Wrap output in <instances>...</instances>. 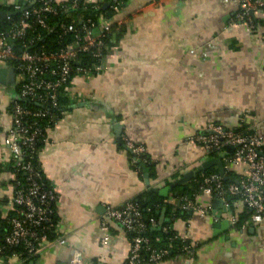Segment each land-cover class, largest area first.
Segmentation results:
<instances>
[{
    "label": "crops",
    "instance_id": "1",
    "mask_svg": "<svg viewBox=\"0 0 264 264\" xmlns=\"http://www.w3.org/2000/svg\"><path fill=\"white\" fill-rule=\"evenodd\" d=\"M12 2L0 0V6ZM87 2L105 10L113 0ZM238 12L239 0H128L115 18L124 22L126 33L108 56L109 69L71 80L75 102L47 133L39 153L43 175L58 195L57 237L67 245L51 241L35 261L11 255L0 264H68L74 250L89 264H127L132 238L119 225L111 223L110 239L101 243L109 209L149 194L150 188L164 189L207 161L203 146L190 139L206 133L211 123L238 131L248 113L264 141V13H255L251 26L234 20ZM4 44L0 37V48ZM5 81L0 84V214L8 219L16 209L6 137L22 76L16 71L15 83ZM117 125L123 144L144 147L146 164L154 165L148 179L120 149ZM232 173L242 180L245 167ZM174 190L167 198L157 195L181 199ZM189 198L210 202L201 193ZM214 210L224 211V204ZM169 219L162 209L156 231ZM221 223L196 211L175 220V230L201 248L194 257L160 264H264V222L241 231L215 227Z\"/></svg>",
    "mask_w": 264,
    "mask_h": 264
},
{
    "label": "built area",
    "instance_id": "2",
    "mask_svg": "<svg viewBox=\"0 0 264 264\" xmlns=\"http://www.w3.org/2000/svg\"><path fill=\"white\" fill-rule=\"evenodd\" d=\"M12 6L17 11H23L26 20L12 28L11 33L14 36H24L27 29L30 27L28 19L31 13L22 10L19 0H13ZM77 7L74 2L70 9ZM69 9V8H68ZM116 17L121 13L118 6L115 7ZM42 11V10H41ZM41 11L34 10L33 15H39ZM45 12H53V8L48 2L43 9ZM239 11L237 21L248 22L251 24L253 15L257 12L264 13V0H239ZM108 18L104 15H99L96 28L99 33L94 31L95 24L90 26V22L82 24V35L76 36V42L60 50L56 54L37 55L29 52H24L20 56L21 65L18 68L22 76V91L21 97L32 98L41 103L50 102L53 107H58V91L65 90L66 96L75 102L70 79L75 73L81 78L91 79L99 75H103L108 69V57L104 55L103 48L105 43L103 38L111 32V27L114 24L122 27L123 21L115 22V18ZM249 17V18H247ZM247 18V19H246ZM44 26L45 22H41ZM68 33L77 32L74 25L63 26ZM92 52L97 63L92 69L85 67L75 68V63H80L77 59L79 52ZM15 54L11 46H3L0 48V63H7L8 60L14 59ZM52 63H56L57 67H53ZM17 71V69L15 68ZM47 73V76L45 74ZM78 77V76H76ZM54 78V79H53ZM31 112L23 107L16 105L13 111V125L6 137V145L8 146L15 169H20L29 174V185L26 191H16L14 196V206L17 215L10 219L11 233L6 237L5 242L9 246L23 245L31 257L38 258L42 253V246L45 244L51 245L46 233H40V229L44 225H50V215L52 213L50 207L55 204L58 195L54 187L45 189L42 184L37 182L41 179L43 173L40 165V170L36 171L31 160L24 161L25 157L32 158L33 148L40 142L44 145L48 143L47 133L53 127L45 129L46 137L40 138L41 129L36 125L24 127L22 120L24 116L30 115ZM37 116H47V113H40ZM242 119V126L246 127L243 132L235 130H227L223 126L211 123L207 127V132L190 139L191 142L199 143L203 146L206 155L209 159L226 153L228 148H234L231 154H226L224 158V166L227 172L232 173L238 167H245V177L234 183L228 188H224L223 178L220 175H210L203 181L201 194L208 197L210 202L204 204L198 200H190L189 198L170 199L168 203H172L186 212H198L202 216L210 215L215 222H227L231 229H236L239 221V215L247 213L249 220L247 226L244 225L242 230L247 229L249 225L262 224L264 222V141L263 138L256 132L253 125L250 126V116L246 113ZM124 148L127 154L133 156L130 164L138 163L142 157H145V149L142 146L136 145L130 141H124ZM22 147L28 151L23 150ZM27 152H30L28 155ZM146 163V161H145ZM233 183V182H232ZM228 199H234L232 204L228 203ZM216 200L223 201L225 210H214L213 203ZM111 223L119 225L126 232H135L139 236L132 240L127 264H160L165 262L164 259L171 254L169 249L152 250L147 261H143L141 253L149 245V239L143 237V231L146 226L142 221L139 207L134 204H126L117 209H109L102 219L101 231L103 233L102 245L105 246L110 239ZM53 227L52 225L50 228ZM175 231L178 238L188 240L182 237L172 224L164 231ZM54 235L57 236V225L52 229ZM61 246H66L67 241L56 237L54 240ZM197 249L198 244L193 245ZM186 246L184 248V256H176L172 260L178 261L181 258L192 257L196 251ZM171 247V246H170ZM199 250V249H198ZM197 250V251H198ZM3 258L0 253V260ZM68 264H89L82 252L73 251V255ZM190 264V263H183Z\"/></svg>",
    "mask_w": 264,
    "mask_h": 264
},
{
    "label": "trees",
    "instance_id": "3",
    "mask_svg": "<svg viewBox=\"0 0 264 264\" xmlns=\"http://www.w3.org/2000/svg\"><path fill=\"white\" fill-rule=\"evenodd\" d=\"M46 2H48L53 8V12L49 13L43 11ZM74 2L77 4V7L70 9ZM127 3L128 0H113L111 6L103 10L101 9V5L99 6L89 4L87 0H68L61 2H59L58 0H19V4L21 5L22 10L31 13L30 19H28L30 27L27 29L24 36L22 37H12L13 34L11 33V30L13 27L19 25L22 21L26 20L23 11H17L14 9L13 6H0V11H5L11 14L9 17L6 18L4 22L5 29H3L0 24V37L5 42L4 46H11L12 51L15 54V58L8 60L7 63L16 68L17 72H19L18 68L22 64L20 61V56L24 52H29L31 54L37 55H52L58 53L60 50L65 49L67 46L76 42V36L82 35V24L87 23L88 21L91 23L90 26H92V24H95V27L93 29L95 32L99 33L98 28H96V25L98 24L97 20L99 15L102 14L108 18H114L116 17L117 13L115 7L118 6V9L121 11L127 6ZM34 10L42 11L39 15H33L32 12ZM239 13L240 11L238 12V14ZM238 14L234 18V20L236 21ZM251 19V24H249L248 22L245 23H248L249 25L253 26V17H250V20ZM42 21L45 22L44 26L41 25ZM70 24L75 26L77 32L68 33L64 30L63 26ZM111 28V32L109 34H106L103 38L105 47L102 51L107 57L110 55L111 50L116 46L119 40L126 33L125 25L120 27L117 24H114ZM8 38H12L13 45H10L8 43ZM93 57V51L79 52L77 59L80 63H75V68L85 67L88 69H92L97 63V61ZM52 66L55 68L58 65H56V63H52ZM45 76H47V73L45 74ZM76 76L80 77V75H77L75 73V75H73L70 79V83L71 80ZM21 91L22 84H20L16 89V94L18 98L13 102L12 111H14V107L16 105H19L25 110L30 111V115L23 117V126L31 127L32 125L36 124L41 129L40 138L46 137L45 129L47 127H53L54 124L59 122L62 113L74 104L66 96L65 90L58 91V107H53L50 102L41 103L36 101V99L23 98L21 97ZM40 113H47V116H37ZM245 130L246 127H242V129L238 130V132H244ZM43 147L44 144L38 142L33 148L32 158H30V156L24 158V161L31 160L30 162L34 165L36 171H39L41 169L39 162V153ZM121 148L123 149L124 146H121L120 149ZM22 149L28 151L24 147H22ZM27 154L29 155L30 152H27ZM128 156L129 161H132L133 156L131 154H129ZM145 161L146 158L142 157V159L138 163L131 164V167L135 171L141 172L143 170L141 168V164H146L147 162L145 163ZM146 166L147 168H151L154 165L146 164ZM11 169L15 174L14 186L17 189L16 191L23 190L25 192L29 185V174L20 169H15V167H12ZM213 174L219 175V170H216L215 168L209 169L205 173L199 175L196 179L192 180L191 183L178 186L174 190L175 196L178 198H189L201 193V187L204 179ZM232 174L233 173H229L228 177L231 178ZM240 180L241 178L238 181ZM37 182L39 184L44 185L43 187L45 189H50V184L44 177L43 173H41V179H37ZM233 184L234 183H232L229 179L223 181L225 189ZM189 199L192 200V198ZM167 200L168 199L160 198L157 194L150 192L149 194L141 196L135 201L129 202L130 204H134L139 207L142 221L146 226V229L145 231H143L142 236L148 238L150 241L149 245L144 248L141 253V258L143 259V261L148 260L152 250L164 249H169V251L171 252V254L168 255L164 259V261H170L176 256H184V248L186 246L190 247L191 245L195 244V242L191 240H182L178 238L175 231H164V228L170 227L175 222V220L185 218L187 216L186 211L181 210L179 207H176V205H173L172 203H168ZM228 203L231 204L230 199H228ZM50 209L52 211L50 215L51 224L44 225L43 228H47L46 231L44 229H40L39 231L40 233H46L48 235L49 240L54 241L57 237L52 231V229L57 225V219L55 215V204H52ZM162 209L167 210V214L169 215L170 219L163 226H161V229L158 228L160 230L156 231L157 227L155 226H158V213ZM16 215L17 212L14 211L12 214H10L8 219H3L0 214V253L3 257L18 255L21 259L27 260L28 262L35 261L36 257H31L23 245L9 246L5 242L6 237L11 233L12 229L9 220L15 217ZM248 220L249 215L247 213H242L241 215H239V221L235 227L236 230L241 231L244 225L247 226ZM154 221L155 223H153ZM153 224H155V226H153ZM51 225L53 227L50 228ZM250 226L251 225H249L247 229L250 228ZM127 233L132 238V240L135 237L139 236L138 233L135 232ZM197 244V249L191 246V248L196 252L199 248H201V245L199 243ZM194 255L192 257H194Z\"/></svg>",
    "mask_w": 264,
    "mask_h": 264
},
{
    "label": "water",
    "instance_id": "4",
    "mask_svg": "<svg viewBox=\"0 0 264 264\" xmlns=\"http://www.w3.org/2000/svg\"><path fill=\"white\" fill-rule=\"evenodd\" d=\"M106 7H108V4H106L105 8ZM10 15H11L10 13H7L5 11H0V24H1L3 29H5L4 22H5L6 18L9 17ZM8 43L10 45H13L12 38H8ZM7 79H8V82L15 83L16 70L13 67L0 65V84H5V82H6L5 80H7ZM115 128H116V132H117L118 144L121 146H124L123 140H122L121 126L117 125ZM233 151H234V148L230 147L227 149L226 153L220 154V156L217 159H210V160L205 161L200 166L196 167V169L184 174L183 176H181V178H179L175 182L169 184L168 187H166L164 189L150 188L149 192L156 193L160 197L167 198L169 196L170 192L173 191L174 188H176L180 185H184L193 179H196L200 174L205 173L206 171H208L209 169H211L213 167L218 168L219 175L223 178L224 181L229 179L231 182L238 184V181L236 179L228 177L225 166H224V162H223L224 158L226 157V154H231ZM141 168L146 173V178L148 179V174H147L148 168H147L146 164L142 163ZM221 205H223V201L216 200V201H214L213 207H214V209H216V208L220 207ZM215 227L216 228L222 227L223 229H225L228 227V224H227V222H225V223L215 225Z\"/></svg>",
    "mask_w": 264,
    "mask_h": 264
}]
</instances>
